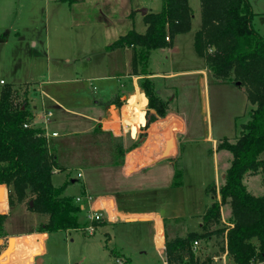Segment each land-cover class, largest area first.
I'll list each match as a JSON object with an SVG mask.
<instances>
[{
    "label": "rangeland",
    "instance_id": "rangeland-1",
    "mask_svg": "<svg viewBox=\"0 0 264 264\" xmlns=\"http://www.w3.org/2000/svg\"><path fill=\"white\" fill-rule=\"evenodd\" d=\"M189 5L192 10L190 31L175 36L171 47L151 51L147 63L151 72H177L167 79L152 80L154 91L156 96L157 91H161L162 98L159 99L165 108L169 99L182 104L193 122L195 138L179 143L178 158L167 159L173 164L163 161L129 179L121 176L119 165L123 153L141 138L144 129L137 125L141 117L133 110L134 103L130 100L133 94L123 101L122 111H111L115 118L112 113L104 111L103 120L110 123L101 124V128L102 125L104 129L112 126L115 134L110 130L101 131L93 138H72L70 141L77 145L74 166L80 169L89 167L87 173L93 176V189L136 186L146 199L150 192V196L157 200V207L152 201L137 206L155 208L164 216L165 238L184 235L195 225L196 220L191 214L204 209L212 194L210 189L218 190L229 167L230 152L219 150L214 159L211 142L204 140L207 131L216 139V146L224 138L233 142L253 108L247 102L244 88L236 82H216L205 69L202 77L207 76V81H201L200 72L196 70L202 67L204 60L196 55L193 46L194 33L200 27L199 0H189ZM142 8L146 13L158 12L160 0H80L76 3L66 0H0V85L12 84L20 92L26 87L31 107L40 103V83L63 104L80 109L87 95L85 79L95 78L91 83L97 91L106 94L109 82L102 77L121 72L125 57L130 60L131 48L110 50L107 47L130 30L145 31L143 15L139 12ZM112 51L116 54H111ZM140 79L138 76L139 83ZM26 81L31 83H23ZM81 84L84 85L81 90H71ZM107 101L99 105L108 106ZM148 109L147 102L143 108L144 116H147ZM134 127L136 132L132 138L130 129ZM171 141L176 143L174 137ZM65 156L72 159L68 150ZM251 176L244 177L248 190L256 196L264 195L261 176ZM171 183L175 185L170 186ZM78 188L76 184L72 191L78 192ZM6 214L8 233L35 232L38 224L45 221V217L28 211L25 204L8 207ZM220 217L229 221V205L220 207ZM78 218L80 228L49 233L44 264H117L110 252L112 249L121 250L130 264H164V253L159 254L155 249L154 227L150 222L120 221L112 225H96L90 234L84 230L89 224L84 213H79ZM16 240H13L12 248L17 242L30 244L27 238ZM156 240L160 246V228ZM218 240L212 237L209 242L200 241L197 255L203 259L206 255L216 254L220 247ZM11 255L1 257L0 264L7 263Z\"/></svg>",
    "mask_w": 264,
    "mask_h": 264
},
{
    "label": "trees",
    "instance_id": "trees-1",
    "mask_svg": "<svg viewBox=\"0 0 264 264\" xmlns=\"http://www.w3.org/2000/svg\"><path fill=\"white\" fill-rule=\"evenodd\" d=\"M199 4L200 27L193 37L196 55L204 60L214 80L239 82L253 108L236 139L232 142L224 138L216 146L217 151L230 152L231 160L218 190L210 189L212 202L201 216V231L165 238V262L210 264L213 254L201 259L193 249V242L215 237L217 242L220 239L217 253L223 250L221 238L226 227L220 221V207L227 204L232 227L227 229L226 244L231 263L264 264V195H253L244 183L246 175H260L264 185V38L253 26L254 13L249 0H199ZM191 20L189 0H160L158 12L142 16L143 33L130 30L107 47L131 48L129 75L141 77L140 90L148 107L159 115L164 106L149 78L152 74L147 67L149 54L171 47L175 36L190 31ZM27 96L26 87L20 92L12 84L0 85V186L8 189V207L25 204L28 211L45 217L38 224L37 233L78 229L81 227L78 216L83 210L73 197L63 195L70 181L59 186L52 183L54 170L62 167L49 147L44 129L24 126L33 119ZM113 103L122 104L115 97L107 101V105ZM144 123L143 118L140 125ZM7 216L0 213V238L6 235ZM110 252L122 264H130L129 258L114 249Z\"/></svg>",
    "mask_w": 264,
    "mask_h": 264
},
{
    "label": "crops",
    "instance_id": "crops-1",
    "mask_svg": "<svg viewBox=\"0 0 264 264\" xmlns=\"http://www.w3.org/2000/svg\"><path fill=\"white\" fill-rule=\"evenodd\" d=\"M251 9L254 13L252 18V23L257 32L264 38V0H249ZM263 29V32L261 30ZM34 45V43H32ZM111 54H116L115 51L110 52ZM124 68L121 72H115L114 74H108V76L102 77L104 80H107L109 83L108 91L106 94L100 93L97 91V87L92 84V79L95 78H87L86 82V100L83 98L82 106L80 109L75 106V108L69 107L63 104L60 100L56 98L53 94H51L48 90H46L42 84L39 85L40 92V103L31 105L32 116L40 112H51L52 115L46 125L40 124L37 120H33V127H42L44 131L47 133V141L49 147L52 149L56 161L62 167V170L55 169L52 175V183L54 186H59L65 181H70L66 186L63 195L73 197L74 201L76 197H80L82 201L77 203L80 208L83 210L84 215L86 216L85 210L87 209L88 203L86 197H90L93 201L90 203L91 208H96L99 210H103L106 215L110 212L109 217H114L111 221L104 220L101 222V225L105 224H116L120 221L130 222L127 219L133 218L134 221H148L151 223L152 227H154L153 237L155 241V249L158 250L159 254L164 253V241H165V225H164V216L160 214L155 208L149 209H141L138 208L141 204L137 206L138 203H148L153 202V205L157 207V200L150 196V192L148 193L147 199L146 196H141L142 192L136 186H123L121 188L114 187L108 188L107 190H95L93 189L92 174L87 173L89 167H85L84 169L76 168L74 166L75 160L73 159L74 152L77 149L76 144H71L70 141L72 138L77 139H85L86 137L93 138L94 135L100 134L101 131H111L114 133L112 126L108 129H104V126L101 124L110 123L104 121L103 117L104 111L111 114L116 110L122 111L124 102L127 101L128 97L134 94L137 89L140 92L139 82L137 81L138 76L129 75L130 69V60L128 57H125ZM204 69L206 66L203 65L201 68L196 71L200 72L201 81H207V76L202 77V74L205 75ZM153 71V70H152ZM208 71V70H207ZM152 74L149 78L155 80L159 77L163 79L170 78V76H174L177 72H165L158 73L156 71L151 72ZM167 73V74H166ZM163 75V76H161ZM2 81V80H0ZM73 81V80H72ZM84 81V80H83ZM216 81V80H215ZM153 82V81H152ZM217 82V81H216ZM23 83H31L30 81H26ZM222 83V82H219ZM83 84L73 87L71 90L78 91L81 90ZM158 98H162V93L160 90L157 91ZM142 93V92H141ZM143 94V93H142ZM82 95V94H81ZM85 95V94H84ZM90 96V98H89ZM145 97V95L143 94ZM116 98L118 102L122 104L117 106L116 104H108V106L99 105L100 102H106L109 99ZM146 98V97H145ZM147 100V98H146ZM86 101V102H85ZM130 101V100H129ZM85 102V104H84ZM89 102V105L86 104ZM148 102V101H147ZM146 102V104H147ZM85 108V111H83ZM97 108V109H96ZM98 108H101L100 110ZM56 113H54V110ZM59 114V112H61ZM112 111V112H111ZM166 111L168 112L166 114ZM153 116V117H151ZM73 117V119H72ZM77 117V118H74ZM112 117L115 118V114L112 113ZM145 119V123L141 125L144 127L141 138L135 143V146L130 150H126L123 153L122 161L119 165V170L121 176L125 179H129L134 174H138L141 172H147L148 170L156 167L160 162L167 161L173 164V161H168V158H178L180 154L179 143L186 140L194 139V126L189 116V113L184 108L182 104H177L174 99H169L167 108H163L161 114H151L149 113L147 116L142 115L141 118L137 120V125H140V122ZM112 123V121H111ZM140 127V126H139ZM134 130V131H133ZM131 136L134 138V134L136 132V128L130 129ZM52 133H56L55 136H52ZM175 138V144H172L171 141ZM205 141H209L212 144V155L216 156V139H214L210 133L207 131L206 136L204 138ZM171 147V148H170ZM167 149L168 152L165 154ZM68 150L72 153V159H69L65 156V152ZM66 157V158H65ZM75 171V175L73 174ZM77 173H81V177L77 178ZM248 176V175H247ZM95 177H97L95 175ZM252 176H249V178ZM56 178V181H54ZM248 177H246L247 180ZM76 184H78V192H73ZM173 186L175 184L171 183ZM156 185V184H153ZM247 186V185H246ZM5 188V209L4 211H0L1 213H6L8 209L7 204V189ZM150 188V187H149ZM206 185L204 186V190ZM218 192L216 194L217 198ZM146 199V200H145ZM172 199L170 198V201ZM169 202V201H168ZM212 202V197H210L206 206L203 210H196V214H191V217L195 218L196 223L192 225V228L187 230V232L201 231V215L204 213L206 208ZM76 203V202H75ZM88 206V207H89ZM165 210H169V208L165 207ZM37 215V214H36ZM141 218H146L142 220ZM5 228V225H4ZM161 230V238L162 244L158 246L157 244V234L158 230ZM185 233V234H186ZM5 236L1 239L3 240V245L0 248V252L5 248L6 241L8 237H13L14 239L21 240L27 238L30 242L29 245H25L22 242H16L14 246V251L5 264H44V256L47 254V241L49 238V233H37L35 232H10L8 233L5 228ZM167 234V233H166ZM184 234V235H185ZM183 236V235H181ZM209 242V241H207ZM206 242V243H207ZM116 252L121 254L123 257L128 258L121 250H116ZM164 264H166L164 260Z\"/></svg>",
    "mask_w": 264,
    "mask_h": 264
},
{
    "label": "built area",
    "instance_id": "built-area-1",
    "mask_svg": "<svg viewBox=\"0 0 264 264\" xmlns=\"http://www.w3.org/2000/svg\"><path fill=\"white\" fill-rule=\"evenodd\" d=\"M166 40H168V38H166ZM0 82L2 83V81H0ZM51 115H52L51 112H40V113L36 114L35 116H33L31 123L24 124V126L25 127H30V126L33 127L32 126L33 120H37L40 124L45 126L46 123L48 122V120L50 119ZM51 135L55 136L56 133H52ZM44 136L47 137L46 132L44 133ZM76 177L80 178L81 173H77ZM5 193L6 192H4V199H5ZM86 200H87L88 206L93 201L92 199H90V197H86ZM80 201H82V199L80 197L75 198L76 203H79ZM88 206H87V209L85 210V212H86L85 217H86V220H88L89 224L84 228V230H87L90 234L93 232L94 227H95L93 225V223H101L104 220L111 221L112 219H114L113 216H111V218L109 217L110 212L107 213L108 215H106V213L103 210L91 208L90 206L89 207ZM220 221H221V224L226 227V229H224V232H223V237L221 238L223 250L221 252L213 254L211 256V263L210 264H232L229 257H228L227 244H226L227 229L232 227V224L229 221H225L223 217H221ZM210 239L211 238L207 239L206 241H210ZM199 242L200 241H194L193 242V249H194L196 254H197ZM116 263L122 264V260L116 259Z\"/></svg>",
    "mask_w": 264,
    "mask_h": 264
},
{
    "label": "water",
    "instance_id": "water-1",
    "mask_svg": "<svg viewBox=\"0 0 264 264\" xmlns=\"http://www.w3.org/2000/svg\"><path fill=\"white\" fill-rule=\"evenodd\" d=\"M139 12L144 16L145 13H146V9L142 8L139 10ZM236 85H240L239 82H236ZM149 113L151 114H155L156 111L154 109H148ZM4 192H5V188L4 187H0V202L3 200L4 198ZM29 204L31 205L32 202L30 201ZM135 219L133 218H130V219H127V221H134ZM14 238L11 236V237H8L7 238V241H6V245H5V248L0 252V258L1 257H4V256H7L10 252H12V242H13ZM3 245V240L0 238V248L2 247Z\"/></svg>",
    "mask_w": 264,
    "mask_h": 264
},
{
    "label": "bare ground",
    "instance_id": "bare-ground-1",
    "mask_svg": "<svg viewBox=\"0 0 264 264\" xmlns=\"http://www.w3.org/2000/svg\"><path fill=\"white\" fill-rule=\"evenodd\" d=\"M130 100H131L132 104L134 103L133 104L134 105L133 110H135V113H136L135 115L142 117V115L144 114L143 108H144V106H145V104L147 102L146 98L143 96V94L141 92H139L137 90L133 94V96L131 97ZM138 108L141 109V112L138 111ZM130 109H131V107H130ZM0 207H1L0 211H4V209L6 208V207H4V198L0 202ZM13 251H14V248H12V252H10V253L12 254Z\"/></svg>",
    "mask_w": 264,
    "mask_h": 264
}]
</instances>
